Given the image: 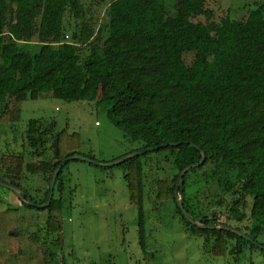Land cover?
<instances>
[{
  "label": "trees",
  "instance_id": "obj_1",
  "mask_svg": "<svg viewBox=\"0 0 264 264\" xmlns=\"http://www.w3.org/2000/svg\"><path fill=\"white\" fill-rule=\"evenodd\" d=\"M208 1L109 0L96 16L82 0H0V127L20 125L27 101L103 105L138 145L130 154L168 144L113 167L125 172L143 252L150 187L153 211L174 203L186 235L201 238L210 255L241 264L248 250H264L218 226L264 246V0L251 2L244 20L220 21ZM58 126L31 120L19 152L0 151V180L25 200L0 186L17 201L0 192V264H58L63 253L71 162L47 209L26 202L43 205L61 162L85 155L81 136ZM194 145L206 161L184 177L180 195L196 218L191 223L178 207L177 187L180 173L202 159ZM24 208L45 212L46 220L31 223Z\"/></svg>",
  "mask_w": 264,
  "mask_h": 264
},
{
  "label": "rangeland",
  "instance_id": "obj_2",
  "mask_svg": "<svg viewBox=\"0 0 264 264\" xmlns=\"http://www.w3.org/2000/svg\"><path fill=\"white\" fill-rule=\"evenodd\" d=\"M82 1L93 5L97 16V12L100 15L107 10L109 0L100 7V0ZM253 1L209 0L207 7L216 21L230 15L244 20L246 8ZM193 56V53L185 55L188 65L192 64ZM22 110V123L14 130L12 126L0 127V151L19 152L27 124L41 118L55 119L60 130L67 128L70 133L79 134L81 152L94 157L98 163L114 162L138 148L113 124L106 108L96 102L34 100L25 102ZM70 162L64 171L67 180L65 242L58 264H234L210 255L201 238L185 234L180 217H173L174 203L165 204L160 212L153 211L155 196L150 187L144 201L148 241L143 252L139 244L138 210L130 206L125 172L78 160ZM0 192L4 199L17 202L9 190L2 188ZM22 213L27 220L34 217L31 223L38 221L41 225L47 216L34 209L24 208ZM241 264H264V251L248 250Z\"/></svg>",
  "mask_w": 264,
  "mask_h": 264
},
{
  "label": "water",
  "instance_id": "obj_3",
  "mask_svg": "<svg viewBox=\"0 0 264 264\" xmlns=\"http://www.w3.org/2000/svg\"><path fill=\"white\" fill-rule=\"evenodd\" d=\"M171 145L177 146L178 144H171ZM165 147H168V144H164V145L156 146V147H152V148H147V149H142V150H139L137 152L131 153V154L127 155V156H124V157H122V158H120V159H118V160H116L114 162H111V163H98L95 160L90 159V158H88L85 155L70 156L69 158H67L63 162H61V164L53 172V174L51 176V181H50V184H49V187H48V197H47L46 202L43 205H38L33 200H31L30 198H28L26 202L31 207H35V208L40 209V210L47 209L51 205L53 197H54V188H55V184H56L57 178H58L60 172L62 171V169L65 167V165L68 162H70V161L78 160V161H82V162H86V163H89V164H93V165H96V166H99V167H102V168H113V167H116L118 165H121L122 163H124V162H126L128 160L141 157V156H143V155H145L147 153H150V152H153V151L159 150L161 148H165ZM195 147L201 151L202 159H201L200 163L191 164V165L187 166L180 173V175H179V184H178V187H177V203H178V207L181 210L183 216L187 220H189V222H191V223H196V218L191 216L185 210L184 203H183L184 198L180 194H181V192L183 190V187H184V177H185L186 173L192 168H195V167L203 165L205 163V161H206V153L204 151H202L199 147H197V146H195ZM0 186L11 190L12 192H14L16 194V196L18 198L22 199V201L25 202V200L23 199L24 192L20 188L12 185L10 183L1 181V180H0ZM218 228L219 229H223V230H227V231H231V232L235 233L236 235L240 236L241 238L246 239L248 242L253 243L255 246H257L261 250H264V246L259 245L257 242H255L246 233L238 230L237 228H235L233 226L220 225V226H218Z\"/></svg>",
  "mask_w": 264,
  "mask_h": 264
},
{
  "label": "built area",
  "instance_id": "obj_4",
  "mask_svg": "<svg viewBox=\"0 0 264 264\" xmlns=\"http://www.w3.org/2000/svg\"><path fill=\"white\" fill-rule=\"evenodd\" d=\"M96 125H98V123Z\"/></svg>",
  "mask_w": 264,
  "mask_h": 264
}]
</instances>
